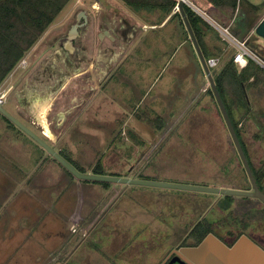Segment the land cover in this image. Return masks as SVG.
Returning a JSON list of instances; mask_svg holds the SVG:
<instances>
[{
  "label": "rangeland",
  "instance_id": "obj_1",
  "mask_svg": "<svg viewBox=\"0 0 264 264\" xmlns=\"http://www.w3.org/2000/svg\"><path fill=\"white\" fill-rule=\"evenodd\" d=\"M106 1L113 5V10L119 7L122 10L121 1ZM249 2L261 5V8L257 14L249 13L250 21L257 23L251 27L250 39L246 37L249 39L247 47L264 60V42L253 33L254 27L264 18V0ZM186 5L220 39V55L216 58L218 64L214 71L218 73L228 59L234 57L236 48L222 39L217 26L227 27L233 35L235 21L246 9L240 7L232 17L226 11L219 18L220 13L215 10H207L190 1ZM80 11L86 12L90 23L87 28L78 27L77 35L82 37L90 34L88 32L95 34L99 31L96 29L97 21L103 22L105 8L95 0H72L23 59L30 65L41 52L48 55L56 50L55 54H50L49 60L39 62L31 73L25 74L27 69L20 65L21 62L13 69L1 84L0 92L4 95L14 82L19 84L6 97L3 108L36 135L46 139L49 146L82 174L93 173L98 168L106 176L171 184L219 189L248 186L235 146L209 87L203 96L198 93L194 96L192 111L187 109V114L176 111L175 116H168L169 119L165 117L142 123L138 116L129 118L125 120L120 135H116L119 119H122L118 114L119 101L108 91L97 93V98L73 125L69 122L75 115V109L62 118L60 111L68 109L72 100L68 95L66 98L62 95L59 100L57 89L69 80L73 70H80L87 63L82 55L71 60L76 50L72 52L70 46L78 48L80 43L71 45L75 35L68 37V32ZM108 14L114 15V12ZM151 15L157 18L156 14ZM111 18L115 19L114 16ZM89 36L93 35L85 38ZM85 43L89 45L88 40ZM52 44L55 47L50 49ZM81 47L85 48L84 44ZM67 49L70 51L68 54L64 52ZM259 77L258 83L251 82L254 86L249 93L247 109L233 104L230 84L226 85L225 92L242 142L249 151L264 145L263 70ZM23 78L27 80L25 83ZM204 80L207 82L206 76ZM70 95L73 94L70 92ZM52 100L55 103L53 108ZM195 107L199 109L193 112ZM49 108L51 111L47 113ZM176 108L183 110L186 107ZM39 115L50 132L55 133V136L51 133L52 140L46 134L43 133L48 139L42 135L45 130L36 120ZM68 125L69 131L59 136V132ZM203 195L191 191L119 183L104 185L80 180L47 156L26 134L13 128L0 114V264H55L54 261L60 264H158L169 253L175 240L169 235H179L188 224L192 217L190 210L207 209L204 201V206H198L197 199L187 196ZM205 196L230 199L232 204L255 202L232 195L207 193ZM217 206L212 214L222 215ZM259 244L264 249V244Z\"/></svg>",
  "mask_w": 264,
  "mask_h": 264
},
{
  "label": "crops",
  "instance_id": "obj_2",
  "mask_svg": "<svg viewBox=\"0 0 264 264\" xmlns=\"http://www.w3.org/2000/svg\"><path fill=\"white\" fill-rule=\"evenodd\" d=\"M106 3L110 4L109 1ZM119 5L122 10L120 7L113 10L112 4L111 9L105 8L103 22L97 21L98 32L84 34L93 35L86 38L89 45L85 44L84 49L80 48L79 44L78 48L70 46L72 52L76 50L77 56L82 55L87 63H84L80 70H73L69 80L57 89L59 100L62 99V95L63 98L68 95L72 100L68 109L60 111L63 114L62 118L65 113L68 115L78 108L84 100L86 108L89 107L97 98L99 81H104L103 86H106L108 94H114V99L119 101L118 114L122 117L120 129L124 128L125 120L130 117L138 116L142 123L166 119L165 117L169 115L173 117L177 112L187 114V109L191 110L194 96L197 93L203 96L209 86L204 80V72L181 18L173 17L176 11L161 18L159 12H151L144 8L130 10L121 3ZM111 11L114 15L108 14ZM152 13L156 14L157 18L151 15ZM113 16L115 19L111 18ZM201 34L203 52L208 59L217 58L221 49L220 39L208 28L201 29ZM67 52L70 51L66 50L65 53ZM237 67L243 69L238 65ZM262 70L264 72V69ZM253 81V78H249L243 84L246 105L239 104L240 107L247 109L250 102L249 93L254 86L251 84ZM70 92L73 95H70ZM227 94L230 97V93ZM229 97L228 99H231ZM50 104L52 108L55 107L54 101ZM178 106L186 108L179 110L176 108ZM198 109L195 107L193 112ZM49 111L50 108L47 113ZM17 120L20 121L18 118ZM51 133L55 136L53 131ZM60 134L61 132L59 136Z\"/></svg>",
  "mask_w": 264,
  "mask_h": 264
},
{
  "label": "trees",
  "instance_id": "obj_3",
  "mask_svg": "<svg viewBox=\"0 0 264 264\" xmlns=\"http://www.w3.org/2000/svg\"><path fill=\"white\" fill-rule=\"evenodd\" d=\"M71 1L72 0H0V86ZM119 1H121V3L130 10L144 8L159 12L161 13V18H165L171 14L172 10L178 3L177 0ZM189 1L192 4L201 5L207 10L211 9L219 12V18L222 17L226 11L229 12L232 17L233 14L237 13V11L239 12L240 7L245 8L246 11L235 21V29H232V36L240 41L246 40V43L250 39L249 35L251 27L257 23L250 21L249 13L257 14L261 8V5H254L249 2V0ZM183 9L201 48L203 56L205 59H208V56L205 52H203L202 48L203 42L201 29H210V26H208V24H206L203 19L186 4L183 5ZM173 17L180 18V15L176 12ZM250 50L256 54L253 49ZM215 68H210V72L221 95L238 139L241 145L244 146L240 133L237 129V121L234 119L232 110L230 106H228L225 99L226 85L230 84L232 86L231 95L234 105H246V95L243 84L249 78H253V82H257L260 78L259 75L262 69L255 65L251 60L248 61L245 68L239 69L233 62V58H229L218 73L214 72ZM2 118L12 127H15L5 117L2 116ZM93 174L102 175L101 171H98V168L93 170ZM102 184L107 185L108 183ZM205 234L206 233H204V235Z\"/></svg>",
  "mask_w": 264,
  "mask_h": 264
},
{
  "label": "water",
  "instance_id": "obj_4",
  "mask_svg": "<svg viewBox=\"0 0 264 264\" xmlns=\"http://www.w3.org/2000/svg\"><path fill=\"white\" fill-rule=\"evenodd\" d=\"M189 0H178L176 9L180 15L182 23L185 30L188 33L189 40L195 50L199 64L206 76L209 89L211 90L224 124L227 128V131L230 135V138L235 146L236 152L238 153L241 162L244 166V169L249 177V180L252 184L253 191H244L236 189H219V188H209L201 186H190V185H181V184H171L163 183L157 181H148L136 178H126V177H116V176H106L101 174H82L79 173L73 165L66 161L60 154H58L54 147L49 146L42 138L36 135L32 130L27 126L17 120L12 116L7 110L3 108L2 103L0 102V114L10 121L15 127L20 131L26 134L30 139H32L36 144H38L45 152L47 156H51L55 159L60 165H62L70 174L76 178L83 181H92V182H102V183H119L126 185H141L148 187H157L173 190H183V191H194V192H203V193H214L221 195H233V196H245L257 198L264 204V194L259 192L257 185L255 183L254 177L250 170V167L247 163L245 155L243 153L242 145L238 139V136L235 132L233 124L229 118L221 95L218 91V88L214 82L210 68L206 62L205 57L200 49V46L197 42V39L193 33L191 25L187 19V16L184 12L183 5L187 4ZM97 3L103 6L104 8L111 9V4H107L106 0H97ZM83 22L81 25L77 23L72 26L68 32V37L77 35V28L80 26H89V20L85 11H80L76 15V22ZM253 33L256 37L260 38L264 42V18L254 27ZM73 40V39H72ZM68 50V49H67ZM17 85V84H16ZM15 86H12L4 94L1 99L2 102H5L6 97L11 93ZM177 256L172 259L168 264H264V250L255 244L246 236H241L231 247L226 246L223 242L217 239L214 235L208 234L197 246L189 248H181L176 252Z\"/></svg>",
  "mask_w": 264,
  "mask_h": 264
},
{
  "label": "flooded vegetation",
  "instance_id": "obj_5",
  "mask_svg": "<svg viewBox=\"0 0 264 264\" xmlns=\"http://www.w3.org/2000/svg\"><path fill=\"white\" fill-rule=\"evenodd\" d=\"M95 1L97 2V0H95ZM76 23L78 25H81L83 22L77 21L74 24H76ZM72 26H71V28H72ZM83 27H85V26H83ZM85 28H87V27H85ZM86 36H88V35H82V37H81V35H75L74 36L75 38L73 40L74 42H72V43H78L79 42L80 43L79 45L83 46V44L84 45L87 44V43H85L87 41V39L85 38ZM54 45L55 44H52L51 46H49L50 49L52 47H55ZM82 49H84V48L82 47ZM55 52H56V50L51 51L50 54H52V53L55 54ZM50 54L47 55V53L41 52L40 56H38L35 59V61L32 62L30 65H28V62L26 59H23L25 61V63L23 64L24 65L23 68L27 69L25 74L31 73L33 71L34 67L39 64V62L41 63V61H43V60H49L48 57L50 56ZM66 54H68V53H66ZM75 56H77L76 53L73 55V58L71 60H75L76 59ZM80 61H81V59H79L78 62H80ZM28 66H29V68H27ZM48 71L49 70H47V72ZM51 74H53V73H51ZM28 78L29 77H27V79ZM25 79L24 78L22 79L23 83H25L27 81ZM103 83H104V81L97 82V85H99L98 90H97L98 94H99V92L107 91V88H106V86H103ZM18 84H19V82H18ZM18 84L16 85V82H14V84H12V86H15L14 89L18 86ZM12 86H11V88H12ZM96 97H97V95H96ZM85 101L86 100H84L81 104H79L78 108H75L74 114H76V115L71 118L72 120L69 122V125H71V124L73 125V122L75 121V117H76V119H78L79 115L82 112H86L88 107L86 108V102ZM5 110H7V109H5ZM12 116H14V115H12ZM69 125L67 126V128H64L63 131H61L60 135H63V134L65 135L69 131V129H70ZM13 128H15V127H13ZM121 131L122 130L120 129V123H119L117 131H116V135L117 134L120 135L119 132H121ZM122 134H123V132H122ZM242 149H243V153L245 155V158L247 160V163L250 167V170L252 172V175L254 177L257 188H258L259 192L264 194V145L256 146V147H254V150H252V151H249L248 147H246V146H242ZM237 156H238V161L242 165V171L246 175L248 186L243 185V186H240L241 189H236V190H244V191L252 192L253 191L252 184H251L249 177H248V175L244 169V166L241 162L239 155H237ZM229 175L233 177L232 174H229ZM236 177L239 178V176L237 174H236ZM239 182H242V180L239 179ZM163 189H165V188H163ZM168 190H170V189H168ZM171 190H173V189H171ZM183 192H190V191H183ZM191 192H194V191H191ZM199 193H202L204 195L198 196V197L187 196V198L189 197V198L197 199V205L198 206L199 205L204 206V202H205V206H207V209L205 211H199V210H196L194 208H192L190 210V212H192V217L190 216L191 218L189 219L188 224L186 223L183 232H180L179 235L178 234L169 235L170 238H173L175 240L172 242L173 245H170L171 250L169 251V253L158 264L170 263L172 261V259H174L177 256V253H176L177 251H179L181 248H189V247L197 246L208 234L214 235L217 239H219L221 242H223L228 247H231L241 236L244 235L263 249V247L259 243L264 244V204L260 200H258L257 198H253V197H247L248 200H255V202H258L259 204H256L255 202L253 204L252 203L246 204L244 201L243 202L239 201L236 204H232L230 199L212 198V197L205 196V195H207V193H203V192H199ZM217 195L226 196V197L231 196V195H221V194H217ZM237 197H241V198L246 199L245 196L244 197L243 196H237ZM220 204L224 205V206L222 207ZM192 205H194V203ZM216 205H218L217 207L219 209H221L222 215L221 214L220 215H213ZM170 233H172V232H170ZM204 233H206V234L204 235ZM176 235H178V236H176ZM162 241L163 240H161L160 242H162ZM54 262H55V264H60L59 261H54Z\"/></svg>",
  "mask_w": 264,
  "mask_h": 264
},
{
  "label": "built area",
  "instance_id": "obj_6",
  "mask_svg": "<svg viewBox=\"0 0 264 264\" xmlns=\"http://www.w3.org/2000/svg\"><path fill=\"white\" fill-rule=\"evenodd\" d=\"M80 2L78 1V4ZM175 11L178 10L175 8ZM219 27L218 31L219 34L222 36L223 40H227L230 45H233L236 48V53L233 57V62L237 64L239 67L244 68L248 62V59L253 60L255 63H257L262 69H264V60L261 59L258 55H256L254 52H252L248 47L246 41H240L233 37L231 33L229 32V29L227 27ZM20 65H23L25 63L24 60L20 61ZM206 62L209 66V68H215L218 64V59L216 58H209L206 59ZM3 93L0 92V102L3 104L1 99L3 98Z\"/></svg>",
  "mask_w": 264,
  "mask_h": 264
},
{
  "label": "bare ground",
  "instance_id": "obj_7",
  "mask_svg": "<svg viewBox=\"0 0 264 264\" xmlns=\"http://www.w3.org/2000/svg\"><path fill=\"white\" fill-rule=\"evenodd\" d=\"M36 118H37L36 120H38V122L40 123V125L43 126V129L45 130V131H44V134H46V136H47L49 139H52V134H51V132H50V130H49L47 124H45V121H44V119L42 118V116L39 115V117L37 116Z\"/></svg>",
  "mask_w": 264,
  "mask_h": 264
}]
</instances>
